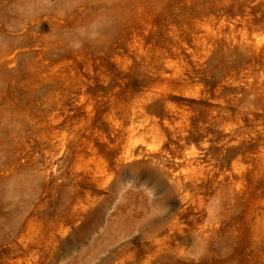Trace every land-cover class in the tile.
Returning a JSON list of instances; mask_svg holds the SVG:
<instances>
[{
	"label": "rangeland",
	"instance_id": "rangeland-1",
	"mask_svg": "<svg viewBox=\"0 0 264 264\" xmlns=\"http://www.w3.org/2000/svg\"><path fill=\"white\" fill-rule=\"evenodd\" d=\"M0 264H264V0H0Z\"/></svg>",
	"mask_w": 264,
	"mask_h": 264
},
{
	"label": "bare ground",
	"instance_id": "bare-ground-1",
	"mask_svg": "<svg viewBox=\"0 0 264 264\" xmlns=\"http://www.w3.org/2000/svg\"><path fill=\"white\" fill-rule=\"evenodd\" d=\"M127 152V151H126ZM130 153V152H129Z\"/></svg>",
	"mask_w": 264,
	"mask_h": 264
}]
</instances>
